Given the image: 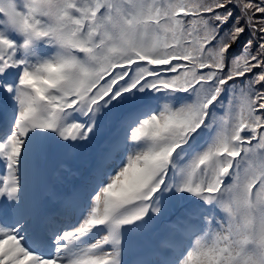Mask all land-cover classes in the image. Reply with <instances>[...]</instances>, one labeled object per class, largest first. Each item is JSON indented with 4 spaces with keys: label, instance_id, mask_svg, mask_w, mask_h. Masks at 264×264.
<instances>
[{
    "label": "snow or ice",
    "instance_id": "obj_1",
    "mask_svg": "<svg viewBox=\"0 0 264 264\" xmlns=\"http://www.w3.org/2000/svg\"><path fill=\"white\" fill-rule=\"evenodd\" d=\"M0 264H264V0H0Z\"/></svg>",
    "mask_w": 264,
    "mask_h": 264
}]
</instances>
